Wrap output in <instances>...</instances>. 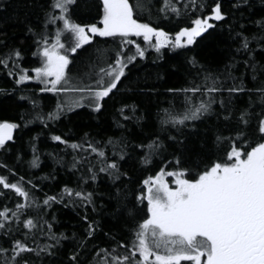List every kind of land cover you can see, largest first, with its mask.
<instances>
[{"label":"snow or ice","instance_id":"snow-or-ice-1","mask_svg":"<svg viewBox=\"0 0 264 264\" xmlns=\"http://www.w3.org/2000/svg\"><path fill=\"white\" fill-rule=\"evenodd\" d=\"M84 3L88 6L93 0ZM243 5L250 6V0H233L234 10ZM79 7L80 0H44L41 30L27 29L35 37L36 66L23 67L24 54L18 47L0 52V71L17 88L35 81L39 93L55 97L45 113L39 100L21 96L31 100L32 118L22 114L23 124L0 121V150L10 151L14 130L35 121L48 128L76 109L100 114L149 50L158 59H163L165 50L191 51L205 34L211 35L215 22L229 15L221 0L210 5L205 0H162L155 19L176 22L173 30H165L154 26L151 12L143 19L144 0H95L98 22L74 18ZM205 9L207 15L200 14ZM252 23L257 32L251 35L228 26L229 39L238 41L234 52L239 59L233 56L213 69L196 55L187 57L194 72L184 87L166 89L173 99L168 107L157 108L154 131L145 134L142 128L152 113L145 115L135 101L121 100L116 108L119 137L98 141L85 133L80 140H69L51 134L63 150H72L70 161L49 155L76 174L75 186L65 183L58 193H44L41 198L34 190L43 189L34 179L10 180L0 174V198L12 201L11 206L0 205V264H44L46 259L52 264L54 258L59 264H264V64L257 59L258 55L264 59V18ZM100 39L105 47L89 56L88 70L74 73L80 52ZM245 95L246 102L238 105ZM213 117L212 144L205 136L195 150L188 133ZM130 123L141 127L142 139L131 138L136 133L130 132ZM208 131L204 129L205 134ZM31 150L28 167L38 169L35 143ZM17 159L22 155L18 153ZM126 163L146 175L137 180L125 170ZM0 168L16 175L3 161ZM54 178L51 173L45 177ZM98 180L112 189L109 201L115 206L109 214L122 224L119 232H104L88 215L89 206L99 215L98 193L95 187L89 190ZM54 205L82 210V234L69 237L55 231V214L47 218ZM100 207H107L102 200ZM100 233L108 243L98 242ZM65 241L72 242L67 252Z\"/></svg>","mask_w":264,"mask_h":264},{"label":"trees","instance_id":"trees-1","mask_svg":"<svg viewBox=\"0 0 264 264\" xmlns=\"http://www.w3.org/2000/svg\"><path fill=\"white\" fill-rule=\"evenodd\" d=\"M0 3L4 4V8L0 9V45H2L0 46V52L18 47L24 54L23 60L20 61L23 67L31 68L36 66L38 59L32 55L35 50V37L27 29L31 26L37 32L41 30L44 0H0ZM144 3L147 11L144 13L143 19L147 20L148 12H151L154 18V26L158 24L164 27L165 30H173L176 27L175 20L168 23L155 19L159 15L158 9L162 4V0H144ZM205 3L210 5L213 0H205ZM221 3L223 10L229 15L225 21L215 22L217 27L214 30H209L211 32L210 36L205 34V38L197 46H193L191 51H180L177 54L171 50H165L163 59H158L155 52L149 51L147 58L132 68L128 78L124 79L119 86L120 91L107 102L105 109L100 114L91 113L87 109H76L74 113H68L67 116L62 117L60 121L51 124L48 128H45L39 121H35L28 124L27 127L22 126L16 129L14 140L8 143L10 151L0 150V161L8 164L10 168H14L16 175L8 173L4 168H0V174L8 176L10 180H17L20 176H23L25 180L34 179V182L39 183L43 189L42 192L38 189L34 190L35 194L41 198L44 193H58L65 183L69 184V186H75L76 174H72L66 169V166L54 163L52 159V155H59L63 156L65 161H70L72 159L70 154L72 150H63L64 145L52 141L50 135L58 134L63 135L65 139L80 140L84 138L85 133H88L89 138L98 141H105L109 137H119L121 130L116 126V108L119 107L121 100L129 103L135 101L145 115L152 113L153 116L149 118L147 123L142 122V128L145 134L154 131L153 121L157 108L168 107V102L173 99L166 92V89L184 87L194 72L187 64V57L196 55L200 61L213 69L221 68L233 56L239 59L240 55L234 52L235 47L238 46V41L233 42L229 39L228 26L232 25L235 30L244 31L245 34L251 35L257 32V26L252 21L264 18V0H250V6L243 5L239 10L233 9V0H221ZM200 14L207 15V9ZM74 18L83 19L85 22H98L95 0L88 6H85L84 0H80V7L76 10ZM192 18L195 17L193 16ZM184 23V20H181L180 26H184ZM241 25L244 26L243 29H241ZM97 47H105L102 39L93 44L92 47H86L84 51L80 52L76 59V65L73 67L74 73L77 71L83 73L88 70V58L90 55H96L95 49ZM251 47H256V41L251 42ZM257 51L259 50L257 49ZM257 59L264 64V59L259 55ZM240 70H236L237 75H239ZM248 86L252 87L251 82H249ZM39 87V84L28 83L17 88L13 79L6 76L3 71H0V121L9 120L10 122L23 124L20 120L22 114L26 116V119L32 118L34 110L32 109L31 100H21V96L39 100L41 102L40 109L45 113L50 111L55 104V97L52 94L39 93ZM153 89L154 91H152ZM247 98V95H245L237 101V104H244ZM176 103L179 105V98H177ZM214 119L213 117L207 122L199 123L198 130L195 133H188L189 143L196 146L195 150H199V141L205 139V136L207 143L209 145L212 144L213 137L209 126L214 122ZM128 127L130 132L136 133L131 138L142 139L140 126L134 127L130 123ZM205 128L209 129L207 134L204 132ZM33 137H37V139L33 141ZM31 143H35L38 148L36 154L40 156L41 161V166L38 169H30L27 164V161H30L33 156ZM18 153L22 155V160L17 159ZM129 163L125 164V170H128L137 180L146 175V173H141L136 167L130 168ZM50 173L55 178L45 179ZM152 174H154V170H152ZM92 187H95L98 193L97 212L99 215L94 213L89 206V217L96 219L101 224L104 232H119L122 224L114 220L109 214L115 206V201H109V194L112 189L106 181L102 180H98L94 185L90 184L89 190ZM131 187L134 188L135 185L133 184ZM101 200L107 207H100ZM5 202H8L9 206H11L12 201L0 198V205ZM48 212V219H51V214H55L57 218L55 222L56 232H64L69 237L74 232L82 234L83 224L80 220L82 210L80 208H65L63 205H54ZM32 214L35 215V213ZM97 239L102 245L108 243L103 233H100ZM71 249L72 242L65 241V252ZM44 264H49L47 259ZM52 264H59V261L54 258Z\"/></svg>","mask_w":264,"mask_h":264},{"label":"rangeland","instance_id":"rangeland-1","mask_svg":"<svg viewBox=\"0 0 264 264\" xmlns=\"http://www.w3.org/2000/svg\"><path fill=\"white\" fill-rule=\"evenodd\" d=\"M149 51H153V52H154V50H149ZM30 74H31V73H30ZM28 83H35V84H38V82H35V81L26 82V84H28Z\"/></svg>","mask_w":264,"mask_h":264},{"label":"water","instance_id":"water-1","mask_svg":"<svg viewBox=\"0 0 264 264\" xmlns=\"http://www.w3.org/2000/svg\"><path fill=\"white\" fill-rule=\"evenodd\" d=\"M15 131H16V130H14L13 136H15ZM10 142H11V141H10ZM8 143H9V142H8Z\"/></svg>","mask_w":264,"mask_h":264}]
</instances>
